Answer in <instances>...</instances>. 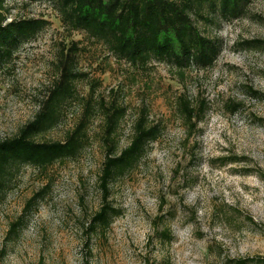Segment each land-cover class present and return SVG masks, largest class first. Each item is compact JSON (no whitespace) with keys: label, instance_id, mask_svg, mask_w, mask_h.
Listing matches in <instances>:
<instances>
[{"label":"rangeland","instance_id":"1","mask_svg":"<svg viewBox=\"0 0 264 264\" xmlns=\"http://www.w3.org/2000/svg\"><path fill=\"white\" fill-rule=\"evenodd\" d=\"M7 5L12 18L41 17L49 25L0 70V140L34 117L59 75L62 50L73 43L76 70L85 75L74 82L76 99L59 123L39 139H63L90 94L93 116L92 139L80 155L44 171L24 167L0 202V264H228L264 256V0H248L244 15L231 21L197 20L223 48L211 67L182 73L161 63L136 70L117 62L97 42L63 28L49 2ZM255 39L262 43H244ZM180 97L201 110L189 134L177 110ZM112 100L124 108L119 148L129 143L142 110L161 132L136 169L112 186L122 214L88 241L86 221L100 204V109ZM45 185L19 240L1 253L9 224ZM164 228L168 240L159 237Z\"/></svg>","mask_w":264,"mask_h":264},{"label":"trees","instance_id":"2","mask_svg":"<svg viewBox=\"0 0 264 264\" xmlns=\"http://www.w3.org/2000/svg\"><path fill=\"white\" fill-rule=\"evenodd\" d=\"M49 2L58 13L60 22L68 31H76L100 44L117 62H124L134 69H146L152 63L165 64L182 73L188 69L211 67L220 55L223 43L217 36L203 34L197 20L212 24L231 21L244 15L248 0H25ZM8 0H0V70L15 59L21 46L32 41L48 25L41 17H10ZM8 19H11L8 21ZM246 45H259L261 40H247ZM66 50V51H65ZM62 50L59 75L39 104L34 117L23 124L18 133L0 140V202L15 187L21 170L32 166L44 171L57 162L74 159L90 144L89 123L93 116L90 96L77 123L61 140H40L39 137L53 129L60 121L63 109L76 99L74 82L85 74L75 67L72 46ZM252 96L261 92L251 90ZM177 110L188 126V134L195 117L201 110L187 97H180ZM103 117L99 142L103 160L97 177L100 194L98 209L87 219L85 232L88 241L93 234L105 231L114 219L122 214L113 203V184L129 175L147 154L150 144L161 132L158 123H151L142 110L132 125L129 143L119 148V123L124 108L112 100L102 105ZM228 161L234 162L235 158ZM47 186L34 192L24 203L21 214L9 224L6 245L19 240L30 216L37 211L44 199ZM261 229V228H260ZM264 235V230H261ZM160 238L170 239L169 229L160 231ZM89 247L88 242H85ZM87 254H90L88 248ZM264 264V256L233 258L228 264ZM38 264H45L40 259ZM86 264H88L86 262Z\"/></svg>","mask_w":264,"mask_h":264}]
</instances>
